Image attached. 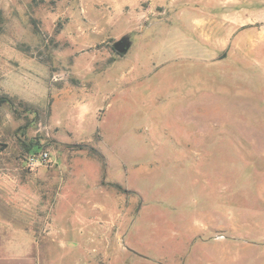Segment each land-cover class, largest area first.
I'll return each mask as SVG.
<instances>
[{
  "label": "rangeland",
  "instance_id": "obj_1",
  "mask_svg": "<svg viewBox=\"0 0 264 264\" xmlns=\"http://www.w3.org/2000/svg\"><path fill=\"white\" fill-rule=\"evenodd\" d=\"M0 11V239L26 228L41 264H264V0Z\"/></svg>",
  "mask_w": 264,
  "mask_h": 264
},
{
  "label": "crops",
  "instance_id": "obj_2",
  "mask_svg": "<svg viewBox=\"0 0 264 264\" xmlns=\"http://www.w3.org/2000/svg\"><path fill=\"white\" fill-rule=\"evenodd\" d=\"M0 219H4L2 214ZM11 228L13 238L0 239V264H41L36 252L34 234L21 226H11ZM2 232L4 233V230Z\"/></svg>",
  "mask_w": 264,
  "mask_h": 264
},
{
  "label": "water",
  "instance_id": "obj_3",
  "mask_svg": "<svg viewBox=\"0 0 264 264\" xmlns=\"http://www.w3.org/2000/svg\"><path fill=\"white\" fill-rule=\"evenodd\" d=\"M130 40L128 36H123L117 41L114 42V48L116 51H118L120 54L126 53L130 48Z\"/></svg>",
  "mask_w": 264,
  "mask_h": 264
},
{
  "label": "trees",
  "instance_id": "obj_4",
  "mask_svg": "<svg viewBox=\"0 0 264 264\" xmlns=\"http://www.w3.org/2000/svg\"><path fill=\"white\" fill-rule=\"evenodd\" d=\"M2 23H3V16H2V12L0 11V28H1Z\"/></svg>",
  "mask_w": 264,
  "mask_h": 264
}]
</instances>
